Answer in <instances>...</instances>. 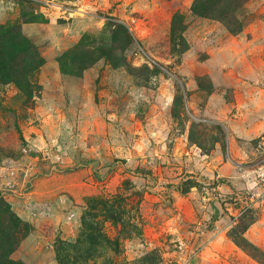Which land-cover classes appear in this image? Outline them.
<instances>
[{
	"label": "rangeland",
	"instance_id": "374dc122",
	"mask_svg": "<svg viewBox=\"0 0 264 264\" xmlns=\"http://www.w3.org/2000/svg\"><path fill=\"white\" fill-rule=\"evenodd\" d=\"M0 25L42 59L0 81L10 260L264 264V0H0Z\"/></svg>",
	"mask_w": 264,
	"mask_h": 264
},
{
	"label": "trees",
	"instance_id": "16d2710c",
	"mask_svg": "<svg viewBox=\"0 0 264 264\" xmlns=\"http://www.w3.org/2000/svg\"><path fill=\"white\" fill-rule=\"evenodd\" d=\"M201 11L202 12H200L199 10L198 13L210 15L209 13L211 11V8L204 5ZM30 50L35 51L36 48L31 41H29L25 36L22 35L20 27L18 28L16 26L11 25H0L1 82L16 81L14 78L15 73L24 76L30 73L29 71L31 68L36 69L42 64V59L38 57V54L33 53ZM27 55L32 56L28 57ZM21 57L23 61V66L20 70H17L18 66H21L22 63L20 62ZM234 241H236L235 243H237L239 247L248 251L254 258L258 259L259 261L262 259V254L252 244H248L246 241L244 242V240L239 241L234 239ZM12 242H14L13 235L9 234V232L3 233L0 231V264H20L9 259L10 250L8 251V249L13 247Z\"/></svg>",
	"mask_w": 264,
	"mask_h": 264
}]
</instances>
